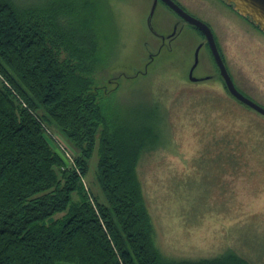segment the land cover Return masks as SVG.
<instances>
[{"label":"trees","instance_id":"trees-1","mask_svg":"<svg viewBox=\"0 0 264 264\" xmlns=\"http://www.w3.org/2000/svg\"><path fill=\"white\" fill-rule=\"evenodd\" d=\"M99 7L0 0V264H249L161 255L137 168L158 118L128 121L107 104L94 77ZM95 152L102 199L83 182Z\"/></svg>","mask_w":264,"mask_h":264},{"label":"rangeland","instance_id":"rangeland-1","mask_svg":"<svg viewBox=\"0 0 264 264\" xmlns=\"http://www.w3.org/2000/svg\"><path fill=\"white\" fill-rule=\"evenodd\" d=\"M98 5L102 59L94 77L107 104L128 121H151L152 111L158 118L159 140L137 168L161 255L192 262L232 253L264 264V117L232 100L218 80L192 83L188 73L197 38L186 32L173 48L160 51L146 26L149 5L143 0H98ZM218 17L216 12L211 22L228 61L263 102L262 43L242 24ZM203 52L198 76L213 73ZM48 133L74 153L57 128ZM54 145L59 147L56 140ZM97 161L95 152L83 182L102 199Z\"/></svg>","mask_w":264,"mask_h":264},{"label":"flooded vegetation","instance_id":"flooded-vegetation-1","mask_svg":"<svg viewBox=\"0 0 264 264\" xmlns=\"http://www.w3.org/2000/svg\"><path fill=\"white\" fill-rule=\"evenodd\" d=\"M146 4L149 5L148 16L146 18V26H148V31L152 36L157 38L160 41V51L165 48H173L172 44L178 42L179 39L182 38V34L190 33L191 37L197 38V43L195 44V48L193 51V63L189 67V73L192 72V78L195 81L188 79L192 83H204L209 80H218L219 82L225 86L224 78L220 75L219 66H217L215 62V58L212 55L211 45H209V41L206 38V35L200 30L197 25L189 24L182 13L188 15L191 18L199 21L200 23H204L208 26L213 39V44L216 45L218 54L221 57L223 66L225 67L226 73L228 77H230L233 86L236 88L238 93L240 92L245 98L252 100L259 107L264 108V101L260 102L263 97L256 96L255 88L251 85L248 86L244 80V77L241 76V72L234 66L231 62L228 61V58L225 55L224 47L221 42V37L219 36L217 27L211 21L214 20V16L216 12H219L222 17L220 18H228L235 24H242L246 32L253 33L254 37L258 40V42L262 43L261 49L264 48V32L260 30L255 24L250 21L247 17H242L237 11L233 10V6L228 4L225 0H143ZM174 5L178 8L182 13L176 12L170 5ZM216 18V17H215ZM169 30L162 32V30ZM244 32V31H243ZM182 40V39H181ZM183 43H188V40L185 38ZM158 51V53L160 52ZM208 58V62L210 66L213 68V73H209L206 75H195L196 69L200 63L201 53ZM264 52V49L261 50ZM150 60H152L151 53L149 54ZM236 67V68H235ZM195 75V76H194ZM227 95L234 100L235 102L244 105L246 108L250 109L248 106L243 104L240 100L238 101L234 98L229 90L226 88ZM260 99V100H259ZM252 109V108H251ZM254 110V109H252ZM255 111V110H254ZM257 112V111H255ZM258 113V112H257ZM260 116L264 115L258 113Z\"/></svg>","mask_w":264,"mask_h":264},{"label":"water","instance_id":"water-1","mask_svg":"<svg viewBox=\"0 0 264 264\" xmlns=\"http://www.w3.org/2000/svg\"><path fill=\"white\" fill-rule=\"evenodd\" d=\"M228 4L233 6V10L237 11L242 17L249 18L250 21H252L253 24H255L257 27L260 28L262 32H264V0H225ZM174 10L178 13H182L178 8H176L174 5L170 4ZM186 19V21L189 24L197 25L200 30L206 35L207 40L209 41V45H211L212 55L215 58V62L217 66H219L220 69V75L224 78L225 86L231 93V95L236 98L238 101L240 100L243 104L248 106L250 109H254L261 115H264V108L259 107L257 104H255L252 100H249L248 98H245L240 92L236 90V88L233 86V83L228 77V74L226 73L225 67L223 66L222 60L220 55L218 54L216 45L213 44L212 34L208 28V26L204 23H200L199 21L195 20L194 18L189 17L188 15H185V13H182ZM192 72L189 73V78H191L192 81H195L194 78H192Z\"/></svg>","mask_w":264,"mask_h":264},{"label":"built area","instance_id":"built-area-1","mask_svg":"<svg viewBox=\"0 0 264 264\" xmlns=\"http://www.w3.org/2000/svg\"><path fill=\"white\" fill-rule=\"evenodd\" d=\"M54 140H56L57 142H58V144H59V149H65V147H64V145H62L61 144V141L59 140V139H57V138H55ZM61 152V151H60ZM65 156H68V157H65V160H67V158L69 159L68 161H72L71 159H70V155L67 153V154H65Z\"/></svg>","mask_w":264,"mask_h":264}]
</instances>
